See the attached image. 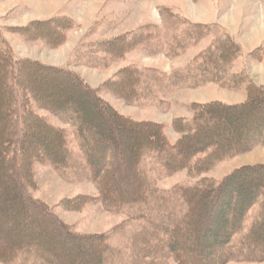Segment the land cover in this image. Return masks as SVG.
<instances>
[{
  "label": "rangeland",
  "instance_id": "374dc122",
  "mask_svg": "<svg viewBox=\"0 0 264 264\" xmlns=\"http://www.w3.org/2000/svg\"><path fill=\"white\" fill-rule=\"evenodd\" d=\"M233 2L234 0H0V37L9 45L15 58L69 70L115 112L135 121L148 120L161 124L167 142L174 143L177 133L171 122L177 117L190 118L193 112L192 103L219 101L235 105L245 101L246 88L250 83L264 87L262 83H258L264 72H251L255 62L263 58L259 56V50L255 48L243 52L234 37L221 24ZM225 3L228 8L222 12L219 5ZM239 4L244 11L239 18L240 22L251 21L252 24H257L262 21L264 26V17L259 13L256 0H239ZM203 5L207 8H203ZM245 9L251 14H244ZM208 14L215 19L207 21L209 23H201L209 27L201 29L202 34L196 42L190 41L183 49H177L174 57L165 53L168 49L166 46L173 41L172 37L179 35L191 21L195 23L206 20ZM229 19L227 23L235 21ZM146 31L151 39L144 37ZM55 37L58 40L52 42ZM105 41L114 44L113 48L117 50H106L103 45ZM221 48L224 51L227 49L222 70L223 85L210 83L195 88L185 84H178L176 87L169 85L171 71H184L194 63L193 60L198 61L201 57H215L221 52ZM173 51L176 52L174 48ZM31 74L37 80L31 82L38 84L53 99L58 100L67 94H74L75 99L72 97L71 102H83V115L91 123L100 122L99 131L110 126L101 122L98 106L86 98L83 91L70 92V87L75 86L74 83L62 85L60 81H65L63 76L38 68ZM126 75L133 79L132 86L129 77L125 80ZM134 85L136 89L145 87L152 92L147 93L145 98L136 100L133 94H126L128 87L133 89ZM24 87H18L22 102L20 110L28 108L34 116L59 129L72 158L82 161L72 127L62 122L49 109L40 106L34 90L24 92ZM40 89L38 94L41 93ZM260 109H264V104ZM232 123V120L222 123L226 134L231 131ZM131 129L137 131L136 128L128 127L122 129L123 134ZM41 139L47 141L48 138L44 136ZM130 140L128 144L125 142L127 147H136L137 142ZM263 166L264 147L257 145L241 154L214 161L208 170L198 175H189L186 169H181L171 175L152 174L151 178L154 180L153 184L168 196L169 205L176 209L182 202L170 193L177 186L195 185L201 178H204V184H217L231 172L243 167L245 170L241 181L247 190L254 182H260L264 178ZM28 173L29 179H23L28 198L54 215L70 234L89 237L106 235L109 245L122 249L118 259L114 255L110 257L109 264L127 262V254L131 253L129 239L132 232L149 227L145 217L134 219L125 213L107 210L99 201L96 186L88 173L81 175L69 170L66 175L59 174L41 156L31 159ZM249 179L250 183L247 182ZM7 185L10 192L0 186V240L4 241V245L21 238H27L31 242L42 241L41 245L49 251L45 258H68L60 260L61 264H97V255L91 247L93 240L65 239L51 229L48 222L32 220L35 212L29 206L17 205L15 200L13 205H6L8 200L16 199L11 184L7 182ZM133 187V182L121 183L112 189V193L123 195ZM243 193V189L239 190L240 198L244 196ZM257 212L258 204L248 210L234 235V241H238L249 230ZM137 215L139 217L144 214ZM152 217L155 221H160L164 214ZM191 219H196L201 227L213 228V218L208 217L207 223H204L199 211ZM259 233V244H264V229L260 228ZM154 255L158 257L156 253ZM69 258L72 260L69 261ZM233 261L225 264H242ZM157 262L174 264L171 257H164ZM254 262L256 261H243V264ZM259 263L264 264V260Z\"/></svg>",
  "mask_w": 264,
  "mask_h": 264
},
{
  "label": "trees",
  "instance_id": "16d2710c",
  "mask_svg": "<svg viewBox=\"0 0 264 264\" xmlns=\"http://www.w3.org/2000/svg\"><path fill=\"white\" fill-rule=\"evenodd\" d=\"M188 25L179 35L172 37V43L166 46L168 49L165 53L168 56L174 57L177 49H183L190 41L196 42L202 34L201 29L209 27L192 22ZM144 37L151 39L147 31L144 32ZM57 40L55 37L51 41ZM103 45L106 50H117L108 41L103 42ZM226 51V48L225 51L221 48V52L215 57H201L202 60H193L194 63L184 71H171L169 85L176 87L178 84H185L190 88L208 83L223 85L222 70ZM37 68L63 76L65 81H60L62 85L74 83L70 92L83 91L86 98L98 106L101 122L110 126L99 131L101 123L89 122V118L83 115V102H71L72 97L75 99L72 93L58 100L48 96L32 77L31 72ZM126 77L125 80L128 77L131 79L129 82L132 86L133 79L127 75ZM22 85L25 86L22 91L34 90L40 106L49 109L62 122L72 127L82 161L72 158L59 129L34 116L28 108L20 110L22 102L18 87H23ZM134 87H128L126 94H133L136 100L145 98L147 93L152 92L145 87ZM38 89L41 91L39 94ZM246 89L247 97L239 104L229 105L219 101L192 103L190 118L177 117L172 120L171 125L177 138L174 143H168L161 124L148 120L135 121L118 114L74 73L65 68L15 58L9 45L0 37V186L10 192L7 185L9 182L16 193V199L8 200L6 205L16 202L17 205L29 206L35 212L32 220L48 222L50 228L65 239L93 240L91 247L97 255V264H109L112 255L117 259L120 257L122 249L109 245L106 235L89 237L70 234L54 215L27 197L23 179H29L28 165L31 159L41 156L59 174L66 175L69 170L81 175L88 173L96 186L99 201L107 210L122 212L134 219L145 217L149 227L132 232L129 239L131 253L127 254L128 259L124 264H158L157 260L164 257H171L174 264H225L231 260H264V244H259V229H264V178L260 182H254L246 190L241 181L245 170L242 167L217 184H204V178H201L195 185L177 186L170 193L182 202L176 209L169 205L168 196L153 184L154 180L151 178L152 174L171 175L181 169H186L189 175H198L208 170L216 160L241 154L257 145L264 147V109H260L264 104V87L250 83ZM229 120L234 123L230 125L231 131L226 134L222 123ZM128 127L136 128L137 131L131 129L123 134L122 129ZM141 130L142 136L139 133ZM44 136H47V141L41 139ZM129 139L137 142L136 147H127L125 142L128 144ZM201 154L204 155L201 157ZM250 180L247 182L250 183ZM127 182H133L134 187L126 191V194L112 193L113 188ZM233 183L236 184L231 188ZM241 189L244 190V196L240 198ZM256 204L258 212L251 227L243 237L234 241L240 222ZM198 211L204 223H207L208 217L213 218L212 229L201 227L196 219H191ZM138 213L144 215L138 217ZM160 213L164 214V218L155 221L152 215ZM41 242L21 238L4 245V241L0 240V262L61 264L60 260H68L63 257L60 260L45 258L49 251ZM141 245L143 246L139 247Z\"/></svg>",
  "mask_w": 264,
  "mask_h": 264
},
{
  "label": "crops",
  "instance_id": "0c3cea01",
  "mask_svg": "<svg viewBox=\"0 0 264 264\" xmlns=\"http://www.w3.org/2000/svg\"><path fill=\"white\" fill-rule=\"evenodd\" d=\"M258 7H259V13L263 15L264 17V0H256ZM221 3V1H220ZM203 8H207L206 5L202 6ZM221 7V8H220ZM224 7V9H223ZM220 10L224 12L228 7L225 3L219 5ZM240 8V9H239ZM202 9V8H201ZM241 7L239 4V0H234L233 5L231 9L227 10L226 15L223 17V21L221 24L226 27V31L229 32L238 45L243 49V52H247L249 50H253L257 48L260 53V57H263L261 61L255 62V64L252 67L251 72H264V26L262 21L259 23L252 24L251 21L248 23L240 22L239 18H241L242 14ZM255 14V12H253ZM244 14H251L250 11H246ZM206 20L204 21H196L197 23H209L207 21H213L215 17L213 15L208 14L206 15ZM230 18V19H229ZM231 21V19L235 20L233 23H227V21ZM193 22V21H191ZM195 22V21H194ZM195 22V23H196ZM262 83L264 85V75H262L261 79L258 81V83ZM210 84V83H208ZM177 137V136H176ZM234 262V261H233ZM239 263L243 264V261H239ZM249 264H258V262L249 263ZM260 264V263H259Z\"/></svg>",
  "mask_w": 264,
  "mask_h": 264
}]
</instances>
